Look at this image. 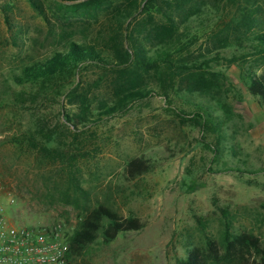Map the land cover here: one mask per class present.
I'll list each match as a JSON object with an SVG mask.
<instances>
[{
	"label": "rangeland",
	"instance_id": "obj_1",
	"mask_svg": "<svg viewBox=\"0 0 264 264\" xmlns=\"http://www.w3.org/2000/svg\"><path fill=\"white\" fill-rule=\"evenodd\" d=\"M10 1L25 33L19 46L0 41V214L8 222L61 226L68 236L81 215L100 203L147 221L110 245L92 244L73 264H181L189 247L205 245L206 235L222 242L228 222L233 232L253 233L264 245V101L250 93L246 76V70H264V60L235 44L210 63L219 76L217 100L190 93L185 84L172 102L154 92L77 130L69 122L76 103L52 89L34 101L35 88L15 80L23 63L59 44L48 39L46 24L26 0ZM67 17L76 38L97 27L80 13ZM52 18L64 22L62 12ZM1 21L0 14V40L8 37ZM260 22L256 30L264 29V12ZM209 45L202 38L192 50L198 56ZM101 76L99 69L83 73L81 90L89 88L91 98L111 96L110 77L95 86ZM199 111L213 114V129L198 124ZM25 129L37 139L43 140L40 131L56 138L51 153L19 151L11 138ZM133 157L148 159L151 168L131 179L125 169Z\"/></svg>",
	"mask_w": 264,
	"mask_h": 264
},
{
	"label": "trees",
	"instance_id": "obj_2",
	"mask_svg": "<svg viewBox=\"0 0 264 264\" xmlns=\"http://www.w3.org/2000/svg\"><path fill=\"white\" fill-rule=\"evenodd\" d=\"M26 1L46 24L48 39H55L59 47L43 58L23 63L14 78L21 85L35 88L34 101L52 89L57 95L64 94L76 103V113L69 117V122L77 130L93 121L94 116L103 119L121 113L154 92L172 102L173 93L182 90V85H187L185 88L190 93L197 91L217 100L215 88L219 76L209 69L210 63L219 58L224 49L235 44L248 46L252 55L264 60V29L256 30L261 25L264 0ZM15 10L14 2L0 0L1 22L8 34L7 39L1 36L0 41L19 46L24 40L25 28L17 20ZM58 12L64 17L61 25L52 18ZM67 13L87 16L88 24L96 23L97 27L90 31L91 35L85 33L83 38H76L75 32L69 30ZM202 38L210 45L197 56L192 46ZM212 53L215 56L208 57ZM199 55L206 56V59L196 61ZM91 69L103 73L96 80V87L110 77L111 96L91 98L89 88L81 90L83 73ZM246 71L250 93L264 101V70ZM147 75L151 82H148ZM74 77L79 78L75 85L72 83ZM173 112L185 119L180 113ZM199 112H196L198 124L213 129V114ZM40 133L43 140L25 129L12 136L11 141L21 152L35 148L51 153L56 138ZM150 168L148 159L133 157L128 160L125 170L134 179ZM235 170L250 171L242 166H236ZM146 225V220L123 216L106 203L90 207L67 236L69 258L73 262L75 257H84L91 245L99 240L110 245L121 233L139 231ZM180 263L264 264V245L253 233L233 232L228 222L222 242L206 235L205 245L189 247Z\"/></svg>",
	"mask_w": 264,
	"mask_h": 264
},
{
	"label": "built area",
	"instance_id": "obj_3",
	"mask_svg": "<svg viewBox=\"0 0 264 264\" xmlns=\"http://www.w3.org/2000/svg\"><path fill=\"white\" fill-rule=\"evenodd\" d=\"M69 249L61 226L29 227L0 214V264H73Z\"/></svg>",
	"mask_w": 264,
	"mask_h": 264
},
{
	"label": "water",
	"instance_id": "obj_4",
	"mask_svg": "<svg viewBox=\"0 0 264 264\" xmlns=\"http://www.w3.org/2000/svg\"><path fill=\"white\" fill-rule=\"evenodd\" d=\"M60 1H62V0H60Z\"/></svg>",
	"mask_w": 264,
	"mask_h": 264
}]
</instances>
